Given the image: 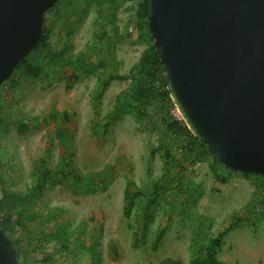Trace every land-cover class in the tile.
<instances>
[{
  "label": "rangeland",
  "instance_id": "rangeland-1",
  "mask_svg": "<svg viewBox=\"0 0 264 264\" xmlns=\"http://www.w3.org/2000/svg\"><path fill=\"white\" fill-rule=\"evenodd\" d=\"M97 0H60L49 13L45 24L50 30L46 46L30 55V60L43 69L38 78L16 71L13 79L0 87V183L8 197L26 196V204L13 211L24 216L23 225L12 217L0 225L17 243L23 264H190L191 240L195 230L214 234L233 222L234 216L252 203L242 222L223 237L217 257L226 264H264V217L259 213L264 193V176L244 177L230 173L226 183L217 182L213 168L220 166L212 153L201 147L188 156L183 151L189 137L164 134L169 117L183 120L177 108L160 100L152 112V125L139 123L131 114L124 115L109 128L107 141L98 146L91 120L94 117V93L101 68L95 75L74 83L52 76V67L59 59L75 61L94 33ZM137 3L126 1L118 11L122 40L96 43L93 54L110 59V68L120 75L128 74L143 51L137 44ZM135 29L132 33L130 28ZM71 71L76 69L70 68ZM130 84L113 81L98 109L100 117L113 110L116 96ZM171 99V98H170ZM172 101V100H171ZM173 103V101H172ZM164 105V106H163ZM55 109L54 121L67 112L76 125V138L60 142L53 128L43 117ZM38 119L27 132L19 130L21 121ZM163 139L175 162L165 169L161 153L152 155ZM47 154V149L50 148ZM64 147L72 148L74 170L83 176L100 174L108 181L105 191L92 183L72 180L59 183L53 177L63 170ZM46 158L50 172L40 191L34 166ZM65 170V169H64ZM175 176V179H174ZM164 180L165 188L152 206V221L144 240H134L144 210V200H136L131 218L123 214L124 190L128 180L151 193L153 184ZM187 207V212L185 208ZM7 208L0 214L6 217ZM5 219V218H4ZM168 228L159 248L152 249L161 223ZM202 221V222H201ZM205 221V222H203ZM36 240H39L37 245ZM35 241V242H33Z\"/></svg>",
  "mask_w": 264,
  "mask_h": 264
},
{
  "label": "water",
  "instance_id": "water-1",
  "mask_svg": "<svg viewBox=\"0 0 264 264\" xmlns=\"http://www.w3.org/2000/svg\"><path fill=\"white\" fill-rule=\"evenodd\" d=\"M60 0H0V87ZM148 29L192 135L227 169L264 175V0H150ZM0 264H23L0 225Z\"/></svg>",
  "mask_w": 264,
  "mask_h": 264
},
{
  "label": "trees",
  "instance_id": "trees-1",
  "mask_svg": "<svg viewBox=\"0 0 264 264\" xmlns=\"http://www.w3.org/2000/svg\"><path fill=\"white\" fill-rule=\"evenodd\" d=\"M126 1L137 3L135 18L137 19L139 34L135 43L145 44L147 47L141 54L138 62L131 67L128 74L120 75L116 73L114 69L110 68V66H112L110 59H101L96 53L93 54L92 46L96 43L107 42L110 39H113L117 42L122 40L123 37L120 33V27L118 25V11L122 8L124 2ZM58 4L59 2L46 13V17L49 15V13L56 10ZM96 4L97 18L94 23L95 26L92 38L79 52V55L75 61H70V59H59L58 63L53 65L51 74L52 76H60L61 80L67 82H70L73 79V82L76 83L91 75H95L101 68L105 70V75L99 78V86L94 93L93 99L95 102V113L91 120L93 134L96 138V144L101 146L107 141L109 128L111 125L114 122L121 120L124 115L131 114L137 118L139 123L144 125H152V112L158 108V100L162 101L164 105L167 106L168 114H170V108H175V106L170 99V95L166 87V71L158 53L156 52L153 37L148 29L150 0H97ZM49 36L50 30L45 24L42 37L32 52L36 51L40 47L46 46ZM30 55L17 65L13 76L16 71H20V73L25 74L33 79L38 78L42 74L43 69L30 60ZM70 68L76 69V72L74 70L71 71ZM13 76L10 80L13 79ZM127 80H130V84L125 90L121 91L116 96L113 110L110 111L105 117H100L98 114V109L101 106L104 93L110 84L113 81ZM157 83H159V86ZM55 112L56 110L52 109L47 116L43 117L45 123L49 128L54 129L55 137L60 142L73 141L76 138V125L74 121L67 112H63L60 116V122L62 124L60 126H56L54 121ZM37 119L38 117H34L33 120L30 119L21 121L18 126L19 130L21 132H27L31 130L32 127H34L33 122H35ZM164 134H166V136L174 135V137L187 135L190 140L184 145L183 151L188 156H191L196 151L197 147H201L202 149L210 151L205 144L200 142L192 135L183 120H177L172 116L169 117V119L164 124ZM160 142L161 143L159 147L152 150V155L161 153L165 169H167V172H169V167L174 164L175 158L172 155L171 150L167 148L166 142L163 139H161ZM50 149L51 147L47 149V154L50 153ZM64 149V157L61 165L63 170L52 178L54 182L59 183L62 178V180L66 182L72 180L79 184L90 182L95 188L92 189L90 187V190L93 192H103L107 189L108 181L100 174H94L86 177L75 171L73 163V149L70 147H64ZM212 157L220 166V168H213L214 178L217 182L226 183L230 173H237L244 177L261 176L231 171L227 169L222 163H220L215 156L212 155ZM47 163V159L43 158L38 162V164L34 166V172L36 174L37 180L35 186L31 189L32 192L40 191L43 184L51 178L49 169L47 168ZM161 180L162 179H158L153 184V191L151 193H146L145 191L141 190L132 180H128L126 182L123 203L124 216L127 219L131 218L136 200L145 201V204H143L144 210L140 218L139 227L135 232L134 240L145 239L148 225L153 219L151 208L156 204L159 197L162 195V191L168 190V188H165L163 185L164 180ZM26 199V196H20L17 199H14L5 195L4 199L0 203V210L3 207L7 208V215L4 219L5 222L10 220L12 217H15L20 225L24 224V216L19 212L15 210L13 211L9 208H11L10 201L14 200L18 202L14 206H16L18 209L23 208L24 204H26ZM260 204V206H262V211L259 214L264 217V193L262 195ZM251 207H253L252 203L247 204L240 214L234 216L233 222L230 225L224 227L217 233L207 235L200 228L195 230L191 240L192 257L190 264H226L217 257V252L223 246V237L231 229L238 227L240 223L247 221V218H244V215L242 214H247ZM185 211H188L187 207L185 208ZM169 220L170 219L161 223L159 226V231L152 245V249L154 251H156L161 245L168 228ZM13 242L17 248L18 257L21 259L22 254L18 249V245L14 240ZM35 243L38 245L39 240H36Z\"/></svg>",
  "mask_w": 264,
  "mask_h": 264
},
{
  "label": "built area",
  "instance_id": "built-area-1",
  "mask_svg": "<svg viewBox=\"0 0 264 264\" xmlns=\"http://www.w3.org/2000/svg\"><path fill=\"white\" fill-rule=\"evenodd\" d=\"M130 31L133 33L135 31V29H133L132 27L130 28ZM157 85L159 86V83H157ZM5 197V193H4V190H3V187L0 183V203L2 202V200L4 199ZM4 215L3 214H0V224L4 221Z\"/></svg>",
  "mask_w": 264,
  "mask_h": 264
}]
</instances>
